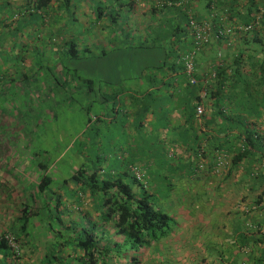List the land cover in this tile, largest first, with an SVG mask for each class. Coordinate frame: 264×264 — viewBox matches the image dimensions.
Listing matches in <instances>:
<instances>
[{"label": "trees", "instance_id": "1", "mask_svg": "<svg viewBox=\"0 0 264 264\" xmlns=\"http://www.w3.org/2000/svg\"><path fill=\"white\" fill-rule=\"evenodd\" d=\"M191 23L212 26L206 47L239 40L259 45L264 0H0V133L6 128L21 135L30 74L45 72L62 89L69 81L79 83L83 97L87 90L100 94L112 80L103 98L110 123L95 114L92 124L88 117L89 126L75 143L85 164L62 181L61 194L49 192L52 177L39 180L50 230L73 258L50 254V264H141L143 252L170 234L173 219L164 206L171 182L183 172L201 176L202 162L208 168L202 174H211L220 153L231 157L230 169L251 163L245 175L261 189L252 206L264 205V55L251 61L237 52L231 73L219 62L214 77L201 82L194 74L191 84L182 62L194 47ZM140 68L137 78L123 79ZM204 99L214 100L215 118L196 115ZM221 99L238 110L223 108ZM174 109L181 110L183 121L171 142L164 134ZM176 143L191 159L177 158ZM249 211L241 214L246 222L252 221ZM23 215L25 221L37 211L24 209ZM249 229L241 238L251 233L264 244L259 222ZM8 233L16 239L11 231L3 233L0 253L20 264L21 253L7 245Z\"/></svg>", "mask_w": 264, "mask_h": 264}, {"label": "crops", "instance_id": "2", "mask_svg": "<svg viewBox=\"0 0 264 264\" xmlns=\"http://www.w3.org/2000/svg\"><path fill=\"white\" fill-rule=\"evenodd\" d=\"M262 49H264V37L259 45L244 44L239 40L227 44L204 46L195 58V75L203 82L212 73L215 66L220 64L219 62L226 64L228 72L231 73L229 68L232 65L230 64L237 52L246 53L253 61V58H263ZM218 53H220V57H218ZM241 68L243 74L246 75L249 69L248 62L244 60ZM141 70L140 68L139 71L127 73L123 79L137 78L136 75L140 74ZM47 75L45 72L29 75L32 79L29 81L30 89L28 90L34 97L31 101L35 102L34 104L26 102L29 107L33 106L43 115L50 116L55 113L54 107H64V104L60 103L62 100L65 102L68 97L72 99L70 105L74 104L75 108L78 107L76 109L78 114L88 111L84 127L89 126L87 124L89 118L92 119L93 124L95 114L101 117L103 123H110L111 119H108L110 105L106 106L103 98L108 92L107 86L111 87L112 80L108 85L102 87V95L101 93H89L87 90L83 97L79 95L81 88L79 83L71 81L73 82L71 88L65 86V89H62ZM229 75L231 76V74ZM232 76L231 81H233ZM91 77L95 79L94 76ZM51 81L54 84L49 86L48 83ZM138 82L135 80L133 84L136 85ZM43 84L47 85L43 86ZM225 95L222 93V96ZM54 96L61 97V101L53 102ZM45 99L48 102L44 101ZM233 99L236 98L233 97ZM50 101L48 107H45V104ZM232 103L231 100H220V105L223 108L227 109L230 106L237 109L236 104L233 106ZM202 106L206 118H210L216 113L217 107L213 99H204ZM181 115L182 112L178 109H174L169 115L170 127L164 134L168 141L176 142L178 139L176 129L181 126L183 121ZM38 119L34 117L35 121ZM6 120V123L9 122L13 126V119L7 118ZM217 122H220L219 118ZM218 124L213 126H218ZM84 127L80 128L69 143L70 147L66 148L68 153L66 154H71V156L67 160L69 166L65 173H63V167L59 165L64 159L65 151L59 152L58 156L52 160L48 159L47 152L41 148L47 157L39 161L36 157L38 151L34 153V156L31 154L33 149H29V137L24 141L23 133H21L23 136L13 138L10 135L6 136L7 134L0 135V150L3 152L0 153V237L8 231L15 234L21 248L20 264H50L47 261L50 254L56 257L61 256L64 260L69 259L72 262V251L58 245L55 233L53 234L50 230L44 204L46 195L45 192L41 194L38 190V184L43 175L50 176L53 182L48 188L49 192L61 194L58 189L61 187L62 181L85 164V158L79 156L77 151L72 148V144L79 139ZM15 142H17V146L21 147H12ZM3 144L11 147L4 148ZM28 144V149H26L25 146ZM208 144L211 145V142ZM20 148H25L26 151L20 150ZM174 154L183 160L191 159L184 145H178ZM42 163L46 166L44 172L40 169L43 167ZM250 165L251 163L244 162L236 169L229 167L219 176L209 173L203 175L206 171H200L201 176L196 173L187 174V172L179 174L178 178L171 182L173 189L164 206L173 219L170 234L143 252L141 264H264V244L255 242L258 236L249 233L247 237L244 235V238H241L242 231L248 230L250 227L253 230L254 224L257 222L262 226L264 232V205L258 208L252 206L253 202L258 199L257 196L261 189L256 182L245 175ZM24 209L36 210L37 215L28 217L24 221L26 217L23 215ZM244 209L248 211L251 209L249 212L253 214L252 221L246 222L245 216L241 215L246 212ZM17 261L9 256L5 257V253H0V264H16ZM54 264L57 263L54 261Z\"/></svg>", "mask_w": 264, "mask_h": 264}, {"label": "rangeland", "instance_id": "3", "mask_svg": "<svg viewBox=\"0 0 264 264\" xmlns=\"http://www.w3.org/2000/svg\"><path fill=\"white\" fill-rule=\"evenodd\" d=\"M72 83L71 81H69L68 84H65L68 87H72ZM26 94V93H25ZM48 94V93H47ZM31 95V94H30ZM29 95V98L26 99V102L28 103V99H30L31 101V96ZM53 102L54 101H58L60 100L59 96H54L53 97ZM78 100H80V98H78ZM14 101V100H12ZM44 101L48 102L47 99H45ZM61 101V100H60ZM72 99H69L68 97L66 98V101L60 104H64V107H54L53 111H55V113L53 115H41L40 118L38 120H34L32 118V111H38V109L33 108V106L29 107L27 105V103H22L23 109H25V113L24 115L21 117L22 113L19 114L20 118V123L22 125H20L21 127V132L24 134V141H26L28 139V137L30 138V141L28 143H30V148L29 149H33L31 151V154L37 152L36 157H38V160H43L45 159L47 156L45 155V153L41 150V148H44V150L47 152L48 154V159H52L54 160L56 156H58L59 152H64L65 156L64 159L61 163H59V165H61V167H63V173L66 172L67 167L69 166V162L67 163V160L70 159L71 154L67 155V151L66 148L70 147L69 143L71 142V140L73 139L74 135H76L78 133V131L80 130V128L84 127V123H85V114L84 113H80L78 114L77 110L78 107L75 108V106L70 105L72 104ZM80 102V101H79ZM31 104H34L35 102H30ZM51 103V101L49 103L45 104V107H48V105ZM7 105H9V103L7 102ZM14 105V104H12ZM69 105V106H68ZM10 106V105H9ZM16 107L18 106V104L16 103L15 105ZM67 106V107H66ZM13 109H15L14 107H12ZM21 111V109H20ZM22 112V111H21ZM38 116V115H37ZM18 124V123H17ZM16 125V124H15ZM37 129L36 131H34V129ZM0 134H3V136L5 134H7L6 136L9 137L12 136V132L10 130H6L5 132H2ZM23 136V135H20ZM14 136H12L13 138ZM41 142V144H39ZM17 142H15V145H12V147H21V146H17L16 145ZM28 145L25 146L26 149H28ZM4 148L9 149L11 146L10 145H6L3 144ZM25 148H20V150L26 151ZM72 148L73 150L77 149V145L75 143L72 144ZM35 151V152H34ZM0 153H3L0 150ZM67 153V154H66ZM76 154V153H73ZM35 157V158H36Z\"/></svg>", "mask_w": 264, "mask_h": 264}, {"label": "built area", "instance_id": "4", "mask_svg": "<svg viewBox=\"0 0 264 264\" xmlns=\"http://www.w3.org/2000/svg\"><path fill=\"white\" fill-rule=\"evenodd\" d=\"M257 20H258V18H257ZM191 27H192V29H191L192 30V36H193V40H194V47L190 53L183 56L182 62L184 64L185 72L189 78V82L191 84H195L196 80H197L194 77V74H195V58H196L198 52L204 46H206V44H208L210 42L211 31L213 28L208 23H201V24L191 23ZM250 28L251 27H247L245 30H248ZM226 32L229 33L230 31L227 30ZM218 57H220V53H218ZM211 76L214 77L215 73L212 72ZM205 96H206L205 92L202 91L201 97H205ZM203 113H204L203 106L197 105L196 115L201 116ZM230 158L231 157L227 154H224V153L218 154L216 161L213 164L212 169L210 170V173L214 174L216 176H219L224 170H226L227 168L230 167ZM199 168H200V171H205L208 169L207 165L203 162L199 165ZM252 209H254V208L252 207ZM245 211L248 212V210H245ZM5 239L7 241V245L11 248L12 252L15 255H19L21 253V249H20L16 239L14 238V236L8 233L5 235Z\"/></svg>", "mask_w": 264, "mask_h": 264}]
</instances>
